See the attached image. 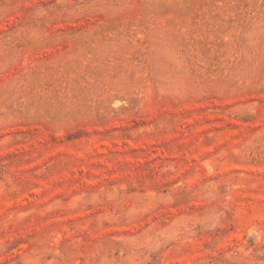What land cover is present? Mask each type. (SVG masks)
Masks as SVG:
<instances>
[{"label":"rangeland","instance_id":"obj_1","mask_svg":"<svg viewBox=\"0 0 264 264\" xmlns=\"http://www.w3.org/2000/svg\"><path fill=\"white\" fill-rule=\"evenodd\" d=\"M0 264H264V0H0Z\"/></svg>","mask_w":264,"mask_h":264}]
</instances>
